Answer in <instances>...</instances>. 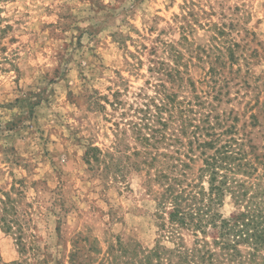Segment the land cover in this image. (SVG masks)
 I'll return each instance as SVG.
<instances>
[{"label": "rangeland", "instance_id": "374dc122", "mask_svg": "<svg viewBox=\"0 0 264 264\" xmlns=\"http://www.w3.org/2000/svg\"><path fill=\"white\" fill-rule=\"evenodd\" d=\"M155 57L174 74L164 84L189 103L200 141L237 140L245 167L228 179L246 197L234 206L227 196L219 213L242 212L264 191V0H0V209L12 201L32 248L19 253L0 223V264H104L118 241L173 248L145 168L118 177L83 160L89 147L104 162L117 157L116 119L93 101L123 89L129 100L153 96ZM237 250L241 264H264V244L255 255L245 243Z\"/></svg>", "mask_w": 264, "mask_h": 264}, {"label": "trees", "instance_id": "16d2710c", "mask_svg": "<svg viewBox=\"0 0 264 264\" xmlns=\"http://www.w3.org/2000/svg\"><path fill=\"white\" fill-rule=\"evenodd\" d=\"M151 62L161 66L153 69L157 78L153 96L139 92L129 100L127 90L123 89L113 92L110 102L104 98L103 105L93 101L103 111L108 107L109 118L116 119L112 122L115 139L111 143L117 157L104 162L101 152L89 147L83 160L87 165L101 166V173L122 175L124 171L145 168L146 193L155 203L160 228L173 248L158 243L145 251L133 242L118 241L108 248L104 264H241L239 244L249 245L253 255L264 244V191L255 192L242 212L233 211L228 217L219 213L227 196L234 206L246 197L244 183L228 179V173L236 174L245 167L238 159L239 150H233L232 143L237 140L230 138L216 146L222 134L207 133L210 139L201 142L195 117L189 119L187 113L191 111L183 107L189 103L178 101L164 84L163 78L172 79L174 74L158 63V57ZM188 128L192 130L188 132ZM130 141L132 146L127 145ZM173 144L179 145L173 154L160 152L162 146L172 148ZM209 150L212 154H207ZM196 151H200L201 167L193 174L191 166L197 158ZM1 204V228L15 236L19 253H24L29 248L23 242L24 229L12 201ZM182 232L191 235L193 248L183 246Z\"/></svg>", "mask_w": 264, "mask_h": 264}]
</instances>
